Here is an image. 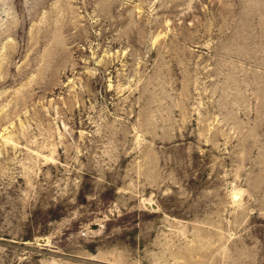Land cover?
I'll return each mask as SVG.
<instances>
[{"label":"rangeland","instance_id":"374dc122","mask_svg":"<svg viewBox=\"0 0 264 264\" xmlns=\"http://www.w3.org/2000/svg\"><path fill=\"white\" fill-rule=\"evenodd\" d=\"M0 264H264V0H0Z\"/></svg>","mask_w":264,"mask_h":264}]
</instances>
